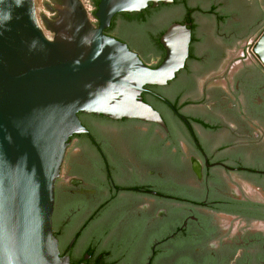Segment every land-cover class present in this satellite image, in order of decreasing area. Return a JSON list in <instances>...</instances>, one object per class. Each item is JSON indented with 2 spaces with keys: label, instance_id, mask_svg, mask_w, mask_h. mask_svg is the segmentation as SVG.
<instances>
[{
  "label": "flooded vegetation",
  "instance_id": "af4514ba",
  "mask_svg": "<svg viewBox=\"0 0 264 264\" xmlns=\"http://www.w3.org/2000/svg\"><path fill=\"white\" fill-rule=\"evenodd\" d=\"M154 7L151 24L176 15L150 35L161 39L174 22L191 29L184 66L142 93L167 130L78 113L86 131L69 138L56 182L60 255L70 264H96L105 250L110 264H264V69L251 50L264 0ZM110 26L105 33L129 47L115 33L117 18ZM141 47L156 64L166 56L164 46ZM131 50L152 67L141 48Z\"/></svg>",
  "mask_w": 264,
  "mask_h": 264
},
{
  "label": "water",
  "instance_id": "95a60500",
  "mask_svg": "<svg viewBox=\"0 0 264 264\" xmlns=\"http://www.w3.org/2000/svg\"><path fill=\"white\" fill-rule=\"evenodd\" d=\"M89 1L97 24L82 0H61L43 15L36 0H0V264H70L60 255L53 213L68 140L86 131L78 113L139 119L167 130L142 93L146 85H166L184 66L188 23L169 26L160 39L166 56L151 67L105 29L118 13L173 0H100L95 15ZM175 15L170 11L146 30ZM124 20L117 17L115 33L156 64L158 58L148 55L132 31L123 30ZM263 36L264 29L253 47L264 43Z\"/></svg>",
  "mask_w": 264,
  "mask_h": 264
},
{
  "label": "trees",
  "instance_id": "16d2710c",
  "mask_svg": "<svg viewBox=\"0 0 264 264\" xmlns=\"http://www.w3.org/2000/svg\"><path fill=\"white\" fill-rule=\"evenodd\" d=\"M95 6V11H94V15L97 11V7L98 4L100 2V0H91ZM182 3H185L184 1ZM158 8H155L152 3H149V5L139 11V12H121L118 13L114 16V19L112 21V24L110 26V28L114 25V21L117 18V16H123L125 18L124 20V25H123V30L127 31V30H131L132 34H134V37L137 39V41H139L142 45H151L152 48L156 49V52H160L161 48L163 47L161 42H160V37L159 36H155V35H150L148 30H146V25L149 23L150 18H153L156 14H157ZM129 48L130 49H135L136 46L132 45L131 43H129ZM146 63V62H145ZM159 65H152V67H157ZM143 100L150 104H151L148 100H146V98H144V94H143ZM102 237V235H101ZM96 250H95V244H93L89 250L88 253L89 254H95ZM96 264H110V261L108 259L107 256V250L104 251L103 253V259L100 261H97Z\"/></svg>",
  "mask_w": 264,
  "mask_h": 264
},
{
  "label": "rangeland",
  "instance_id": "374dc122",
  "mask_svg": "<svg viewBox=\"0 0 264 264\" xmlns=\"http://www.w3.org/2000/svg\"><path fill=\"white\" fill-rule=\"evenodd\" d=\"M47 0H36V5H40V14H45L46 9H45V5L44 3ZM84 3L87 2V0H83ZM252 50H254L255 53H259L261 54V52H263L264 50V45H260L258 44L256 47H252Z\"/></svg>",
  "mask_w": 264,
  "mask_h": 264
},
{
  "label": "built area",
  "instance_id": "2783aa9c",
  "mask_svg": "<svg viewBox=\"0 0 264 264\" xmlns=\"http://www.w3.org/2000/svg\"><path fill=\"white\" fill-rule=\"evenodd\" d=\"M82 2H83V5H84L87 13H88L89 18L91 19L92 22L96 23L97 22V19H92L91 8H90V1L87 0V2L84 3V1L82 0ZM45 14H47V13L45 12Z\"/></svg>",
  "mask_w": 264,
  "mask_h": 264
},
{
  "label": "bare ground",
  "instance_id": "6f19581e",
  "mask_svg": "<svg viewBox=\"0 0 264 264\" xmlns=\"http://www.w3.org/2000/svg\"><path fill=\"white\" fill-rule=\"evenodd\" d=\"M261 40H262L261 43H263V42H264V36L262 37ZM263 44H264V43H263ZM263 44H262V45H263ZM253 53H254V55L257 56V57L262 61V63L264 64V56L259 55V54L257 55V53H255L254 50H253ZM263 54H264V52H263Z\"/></svg>",
  "mask_w": 264,
  "mask_h": 264
}]
</instances>
